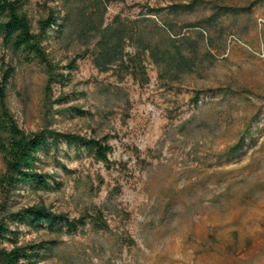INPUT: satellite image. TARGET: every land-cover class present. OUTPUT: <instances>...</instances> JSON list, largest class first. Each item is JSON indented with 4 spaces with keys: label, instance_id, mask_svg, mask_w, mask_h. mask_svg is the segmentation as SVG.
I'll return each instance as SVG.
<instances>
[{
    "label": "rangeland",
    "instance_id": "obj_1",
    "mask_svg": "<svg viewBox=\"0 0 264 264\" xmlns=\"http://www.w3.org/2000/svg\"><path fill=\"white\" fill-rule=\"evenodd\" d=\"M190 1L114 0L105 18L145 14L160 24L172 19L176 32L203 29L208 58L196 71L169 81L147 59L142 82L100 70L88 56L66 85H54L47 115L43 65L0 34V76L4 64L16 67L8 105L26 132L49 122L62 131L108 135L114 146L106 164L63 143L41 163L60 187L13 191L12 209L43 203L78 217L100 207L109 224L87 223L72 235L22 225L21 243L55 240L36 264H264V0H197L177 13L167 7ZM214 5L227 9L207 20ZM24 9L35 31L51 9L65 13L63 0H27ZM94 41L74 26L64 34L50 30L44 45L66 65ZM61 94L67 97L58 103ZM73 105L89 113L69 111ZM4 169L0 151V175Z\"/></svg>",
    "mask_w": 264,
    "mask_h": 264
},
{
    "label": "trees",
    "instance_id": "obj_2",
    "mask_svg": "<svg viewBox=\"0 0 264 264\" xmlns=\"http://www.w3.org/2000/svg\"><path fill=\"white\" fill-rule=\"evenodd\" d=\"M114 0H63L65 13L51 9L48 15L38 21V31L32 27L31 19L24 6L27 0H0V34L14 51L25 52L28 61L37 59L47 74L45 83L46 115L55 84L66 85L73 70L78 68L79 60L91 56L100 70L116 69L120 78L131 75L142 82L148 81L146 60L150 59L158 68L159 76L169 81H177L184 74L197 70L207 61L208 56L201 50L205 31L195 34L189 31L176 32L173 20L166 19L162 24L151 16L138 18L123 17L116 14L106 21L108 6ZM198 3H171L169 12L191 10ZM216 10L207 20H216L227 8L214 5ZM163 7H151L149 11H159ZM89 10V12H88ZM149 13V12H148ZM152 20L155 22L151 23ZM151 21V22H150ZM201 22H191L186 26L197 27ZM76 26L81 37H94V46H87L77 53L66 65L55 62L44 45L50 30L63 34ZM65 69L67 71H65ZM16 67L4 64L0 76V151L5 169L0 175L3 200L0 202V264H36L43 259L52 239L27 243L20 242L22 225L36 231L49 229L72 235L90 223L96 229H107L109 224L100 207L78 217H70L65 212H57L43 203L12 209L10 200L18 187H33L50 190L60 187L55 175L41 167L43 156L58 149L61 144L87 152L96 161L110 164L109 156L114 151L108 135L81 134L62 131L46 122L41 128L26 132L18 123L8 105V90ZM67 95L61 94L56 101L62 103ZM51 103V101H50ZM78 115L89 113L78 106H71ZM246 143L245 138L233 145L239 152ZM146 165V158H140ZM66 171L70 169L63 165ZM9 242L11 246L3 244ZM133 242V240H131Z\"/></svg>",
    "mask_w": 264,
    "mask_h": 264
}]
</instances>
